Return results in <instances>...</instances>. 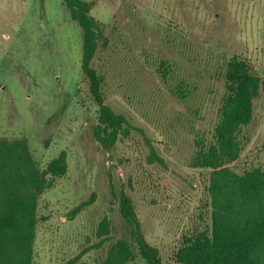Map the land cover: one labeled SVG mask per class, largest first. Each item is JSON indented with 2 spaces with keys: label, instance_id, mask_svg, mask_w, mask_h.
<instances>
[{
  "label": "rangeland",
  "instance_id": "374dc122",
  "mask_svg": "<svg viewBox=\"0 0 264 264\" xmlns=\"http://www.w3.org/2000/svg\"><path fill=\"white\" fill-rule=\"evenodd\" d=\"M87 1L103 26L93 65L106 102L128 121L107 145L93 133L81 29L64 2L0 0V137L26 138L41 169L61 151L67 164L39 196L33 264L78 255L102 264L115 241L129 239L121 190L162 264H183L182 240L211 228V169L192 157L197 140L211 139L233 56L262 82L228 165L264 169V0ZM104 218L107 239L97 235ZM137 263L146 264L139 255L126 264Z\"/></svg>",
  "mask_w": 264,
  "mask_h": 264
},
{
  "label": "trees",
  "instance_id": "16d2710c",
  "mask_svg": "<svg viewBox=\"0 0 264 264\" xmlns=\"http://www.w3.org/2000/svg\"><path fill=\"white\" fill-rule=\"evenodd\" d=\"M62 1L81 29V71L97 106L94 136L104 145L111 144L128 121L106 102L102 75L93 65L103 26L90 14L91 1ZM223 76L225 90L211 139L197 140L192 157L194 166L211 169V228L186 236L175 258L183 264H264V169L238 172L228 165L241 152L239 131L253 118V100L262 81L237 56L228 60ZM66 167L64 151L41 169L26 138L0 137V264H33L39 196L51 185L49 176L64 174ZM119 208L129 226V239L115 241L102 264H126L137 255L146 264H162L158 248L145 239L131 197L123 190ZM109 233V221L104 218L97 235L107 239ZM80 256L67 264H85L78 261Z\"/></svg>",
  "mask_w": 264,
  "mask_h": 264
}]
</instances>
